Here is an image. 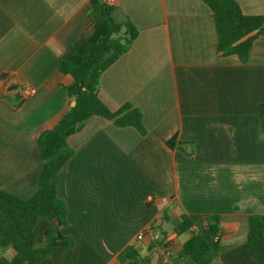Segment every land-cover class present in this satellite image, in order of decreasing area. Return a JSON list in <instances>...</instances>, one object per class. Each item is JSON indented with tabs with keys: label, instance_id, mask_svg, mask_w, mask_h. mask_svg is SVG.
Returning a JSON list of instances; mask_svg holds the SVG:
<instances>
[{
	"label": "crops",
	"instance_id": "crops-1",
	"mask_svg": "<svg viewBox=\"0 0 264 264\" xmlns=\"http://www.w3.org/2000/svg\"><path fill=\"white\" fill-rule=\"evenodd\" d=\"M246 14H264V0H236ZM113 18L138 34L100 77L112 109L137 107L145 134L89 116L70 134L73 155L55 175L68 219L59 227L75 244L42 264H191L179 255L194 227L182 214L232 215L222 222V250L213 264H258L246 243L249 214L264 221V36L246 61L217 52L210 8L202 0H115ZM90 0H0V189L21 198L38 185L37 136L71 105L72 78L57 69L102 18ZM34 92L22 98L20 88ZM176 135L174 147L166 141ZM151 196V200L148 199ZM57 226L39 218L36 242ZM172 234L169 246L137 235ZM0 248V264L13 256Z\"/></svg>",
	"mask_w": 264,
	"mask_h": 264
},
{
	"label": "trees",
	"instance_id": "trees-1",
	"mask_svg": "<svg viewBox=\"0 0 264 264\" xmlns=\"http://www.w3.org/2000/svg\"><path fill=\"white\" fill-rule=\"evenodd\" d=\"M202 1L212 12L217 52L234 54L241 61H246L253 40L264 36V14L244 13L236 0ZM90 5V15L100 16L102 23L86 36L71 56L58 60L57 69L72 78L64 88L69 100L74 99L75 103L69 104L57 122L36 138L41 161L37 188L28 198L0 189V248L11 247L14 250L7 264H42L47 256L60 257L75 244L73 236L65 235L59 229L67 223L68 211L64 200L57 194L54 177L74 153L68 144V136L79 130L89 116H102L117 126L131 125L145 134L137 107L125 102L112 109L100 97L102 72L130 48L138 28L130 20H114V3L90 0ZM257 114L264 134V101L258 103ZM175 139L176 135L169 138L167 145L173 148ZM181 217H189L194 227L183 242L179 255L189 256L191 264H213L222 250V222L233 216L193 213L182 214ZM39 218L57 221V226L45 231L41 244H37L35 232ZM246 220L249 255L258 264H264V221L259 214H249ZM160 234L159 239H152L153 245L169 246L173 235L163 231ZM126 257L141 260L144 264L148 262L146 256H140L134 249L128 251Z\"/></svg>",
	"mask_w": 264,
	"mask_h": 264
},
{
	"label": "built area",
	"instance_id": "built-area-1",
	"mask_svg": "<svg viewBox=\"0 0 264 264\" xmlns=\"http://www.w3.org/2000/svg\"><path fill=\"white\" fill-rule=\"evenodd\" d=\"M105 1L109 3H115V0H105ZM34 90L35 89L32 86L24 85L20 88V96L22 98L27 97L31 95L34 92ZM148 199L151 200V196H148ZM146 234L149 235L150 238L152 239H159L161 237V234L159 231H154L152 228H149L147 230H143L142 232H140L137 235V239L138 240L142 239ZM215 239H217V237H215Z\"/></svg>",
	"mask_w": 264,
	"mask_h": 264
},
{
	"label": "water",
	"instance_id": "water-1",
	"mask_svg": "<svg viewBox=\"0 0 264 264\" xmlns=\"http://www.w3.org/2000/svg\"><path fill=\"white\" fill-rule=\"evenodd\" d=\"M75 103L74 99L71 101V105H73Z\"/></svg>",
	"mask_w": 264,
	"mask_h": 264
}]
</instances>
